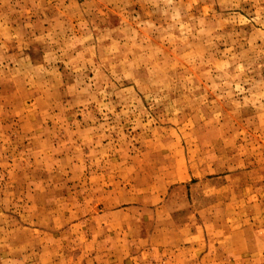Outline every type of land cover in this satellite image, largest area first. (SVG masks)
Segmentation results:
<instances>
[{
  "label": "rangeland",
  "instance_id": "374dc122",
  "mask_svg": "<svg viewBox=\"0 0 264 264\" xmlns=\"http://www.w3.org/2000/svg\"><path fill=\"white\" fill-rule=\"evenodd\" d=\"M0 264H264V0H0Z\"/></svg>",
  "mask_w": 264,
  "mask_h": 264
}]
</instances>
